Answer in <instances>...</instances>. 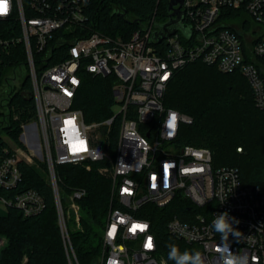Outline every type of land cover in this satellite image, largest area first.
<instances>
[{
  "label": "built area",
  "instance_id": "1",
  "mask_svg": "<svg viewBox=\"0 0 264 264\" xmlns=\"http://www.w3.org/2000/svg\"><path fill=\"white\" fill-rule=\"evenodd\" d=\"M92 1L0 0L6 7L0 19L9 21L0 28V110L8 112V99L23 81L17 90L6 87L24 69L36 106L35 116L21 124L20 142L2 135L0 216L11 207L24 217L42 213L46 208L42 194L33 188L16 189L24 178L22 164H46L69 262L79 264L68 221L73 214L81 226L78 199L86 190H73L64 204L56 167L72 163L90 170L92 162L105 160L98 170L112 180V200L100 264H107L109 256L122 264H169L151 220L140 210L148 204L166 207L177 197L190 203L189 219L176 214L167 230L200 251L205 264H220L216 248L221 237L212 221L222 212L240 221L234 224L240 237L230 235L227 241L231 250L247 253L249 258L256 255L264 264V186L244 184L236 166H215L210 148L179 145L180 125L192 122V117L164 104L175 73L201 61L225 73L240 71L254 91L256 105L264 109V62L260 61L264 58V0H184L180 7L184 29L158 44L151 43L155 16L128 40L91 32L87 25ZM227 8L243 9L254 21L250 43L243 42L237 28L220 22ZM18 49L25 52V62L11 59ZM247 54L253 61L247 60ZM82 70L114 77L112 115L103 121L88 123L82 110L74 107ZM173 114L175 127H169ZM121 215L129 217V223L148 221L149 232L132 237L125 225L118 224ZM113 223L118 224L115 239L107 236ZM145 235L155 237V250L145 251ZM6 244L0 237V251Z\"/></svg>",
  "mask_w": 264,
  "mask_h": 264
},
{
  "label": "trees",
  "instance_id": "2",
  "mask_svg": "<svg viewBox=\"0 0 264 264\" xmlns=\"http://www.w3.org/2000/svg\"><path fill=\"white\" fill-rule=\"evenodd\" d=\"M88 27L113 37L128 40L136 30L147 27L155 16V27L169 19V0H93ZM241 15L243 9L227 8L220 22L230 25ZM249 18V17H248ZM246 17L245 29L251 28ZM9 21L0 19V28ZM232 27V26H231ZM234 28V27H232ZM243 42L244 36L239 33ZM246 43V42H245ZM26 61L24 51L12 54ZM248 61H253L247 54ZM264 62V58L260 59ZM82 82L78 88L74 107L82 110L88 123L100 122L112 115V75L102 76L82 70ZM164 104L192 117V122L182 123L176 142L207 147L213 152L215 166H236L241 179L247 185L264 186V109L256 105L254 91L240 71L225 73L216 66L195 61L179 69L170 80L164 96ZM8 112L0 110V130L20 142L21 124L35 116V101L30 76H26L19 90L12 92ZM118 123L112 133L115 142ZM5 142L0 134V146ZM241 148L242 151H238ZM106 161L92 162L87 170L79 164H60L56 171L60 178L63 203L73 190L83 188L86 193L78 199L81 227L72 214L69 233L79 264H100L103 249V234L111 205L112 180L99 172ZM24 178L16 191L36 189L43 195L46 208L42 213L24 217L22 212L11 207L5 216H0V232L7 238L0 252V264H70L58 223L54 194L48 178L46 164L40 167L22 164ZM190 203L177 197L166 207L148 204L140 214L152 222L158 238L159 249L168 260L170 243L195 251L194 246L177 239L167 230L168 221L179 215L189 219L186 210Z\"/></svg>",
  "mask_w": 264,
  "mask_h": 264
},
{
  "label": "clouds",
  "instance_id": "3",
  "mask_svg": "<svg viewBox=\"0 0 264 264\" xmlns=\"http://www.w3.org/2000/svg\"><path fill=\"white\" fill-rule=\"evenodd\" d=\"M0 6H5L0 3ZM172 123L169 124V127H175L176 116L173 114L171 116ZM126 215H121L118 220L119 225H125L127 227V231L132 237H135L139 232L141 234H146L150 230V224L146 220H131ZM239 220L236 217H232L228 212H222L216 215L214 220L212 221V228L216 233L220 234L221 244L217 246L216 252L220 259V264H260V258L256 255H252L249 258L247 253L245 254H237L234 253L230 245L227 243L229 236L231 235L233 238H239L241 232L238 228L234 227V224L238 225ZM118 224L113 223L109 225L107 236L111 239H115L116 233L118 231ZM145 251H153L155 250V237L152 235H145L144 245ZM170 250L168 252V260L174 262V264H205V259L202 253L198 250L189 251L185 249L181 252L178 245L174 243H170L167 246ZM123 250V248H121ZM107 264H122V262L114 257L109 256L107 260Z\"/></svg>",
  "mask_w": 264,
  "mask_h": 264
},
{
  "label": "water",
  "instance_id": "4",
  "mask_svg": "<svg viewBox=\"0 0 264 264\" xmlns=\"http://www.w3.org/2000/svg\"><path fill=\"white\" fill-rule=\"evenodd\" d=\"M183 3L184 0H169L170 19L157 25L151 43L158 44L178 30L184 29L182 24L184 12L180 10ZM177 5H179V7H176Z\"/></svg>",
  "mask_w": 264,
  "mask_h": 264
},
{
  "label": "rangeland",
  "instance_id": "5",
  "mask_svg": "<svg viewBox=\"0 0 264 264\" xmlns=\"http://www.w3.org/2000/svg\"><path fill=\"white\" fill-rule=\"evenodd\" d=\"M246 17L248 18L249 16L248 15H241L238 18H236L234 22H231L230 25L232 27H234V28H237L243 34L244 39L246 40V42L250 43L252 41V39H253V34H254L253 31L255 30V26H254V21L251 19V17H249L248 19H249V22L251 23L252 26H251L250 29H245L243 27V22L246 21ZM245 32H247V33H245ZM26 75H27V71H26V69H24L23 73H22V76L20 78H17L15 80H13V79L11 80L10 84L7 85V87H6L7 90H11L12 87H14V89L17 90L18 87L20 86V84L22 83L23 79L26 77ZM0 134L4 135V131L0 130ZM238 151H242V149L238 148ZM0 237L4 238V240H6V242H7L6 236L3 233H1V232H0Z\"/></svg>",
  "mask_w": 264,
  "mask_h": 264
},
{
  "label": "snow or ice",
  "instance_id": "6",
  "mask_svg": "<svg viewBox=\"0 0 264 264\" xmlns=\"http://www.w3.org/2000/svg\"><path fill=\"white\" fill-rule=\"evenodd\" d=\"M6 11V7L5 6H0V13H3Z\"/></svg>",
  "mask_w": 264,
  "mask_h": 264
},
{
  "label": "flooded vegetation",
  "instance_id": "7",
  "mask_svg": "<svg viewBox=\"0 0 264 264\" xmlns=\"http://www.w3.org/2000/svg\"><path fill=\"white\" fill-rule=\"evenodd\" d=\"M180 10L183 11L181 8H180ZM169 19H170V17H169Z\"/></svg>",
  "mask_w": 264,
  "mask_h": 264
}]
</instances>
